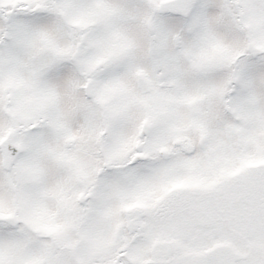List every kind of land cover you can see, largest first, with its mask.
I'll list each match as a JSON object with an SVG mask.
<instances>
[{
	"label": "snow or ice",
	"instance_id": "snow-or-ice-1",
	"mask_svg": "<svg viewBox=\"0 0 264 264\" xmlns=\"http://www.w3.org/2000/svg\"><path fill=\"white\" fill-rule=\"evenodd\" d=\"M0 264H264V0H0Z\"/></svg>",
	"mask_w": 264,
	"mask_h": 264
}]
</instances>
